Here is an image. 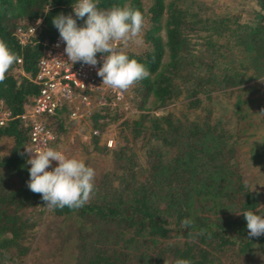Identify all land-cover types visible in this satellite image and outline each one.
I'll return each mask as SVG.
<instances>
[{
  "label": "trees",
  "instance_id": "16d2710c",
  "mask_svg": "<svg viewBox=\"0 0 264 264\" xmlns=\"http://www.w3.org/2000/svg\"><path fill=\"white\" fill-rule=\"evenodd\" d=\"M183 1L152 0L144 10L140 0H97L99 9L131 4L144 17L142 50H123L150 73L130 87V106L139 112L129 129L140 135L143 158L139 163L124 145L110 150L115 168L94 183L88 203L78 210L49 211L40 194L27 187L26 134L15 117L38 86L15 71L34 75L42 44L59 33L52 18L76 19V0H0V39L20 57L0 83V108L13 117L0 126V139L10 142L0 154V170L16 182L10 186L0 179V259L5 254L4 260L16 261L27 254L33 227L27 212L43 209L78 220L81 246L74 264H174L178 258L191 264H254L255 250L264 251V235L249 237L239 215L252 210L264 216V194L244 181L238 159L243 155L252 165L264 164L263 149L249 141L250 129L264 119L252 118L253 107L264 109V0H253L258 11L246 21L235 14L202 16L198 5L190 9ZM36 18L41 19L36 33L19 45L14 30ZM212 92L230 99L231 122L205 107ZM179 97L185 108L202 109L191 118L143 112L150 99L158 107ZM124 113L102 107L90 118L97 129L102 125L97 121L108 124ZM63 118L62 108L54 121L56 136ZM186 218L193 224L185 228ZM169 238L178 241L165 242Z\"/></svg>",
  "mask_w": 264,
  "mask_h": 264
},
{
  "label": "clouds",
  "instance_id": "9594fccd",
  "mask_svg": "<svg viewBox=\"0 0 264 264\" xmlns=\"http://www.w3.org/2000/svg\"><path fill=\"white\" fill-rule=\"evenodd\" d=\"M72 11L76 19L71 15L57 14L51 21L65 43L64 54L71 64L80 62L96 66L97 54H102L103 63L97 76L102 78L103 85L121 92L149 76L144 64L129 59L117 47L118 42L142 43L140 34L145 21L139 9L131 4L99 9L97 0H76L72 4ZM81 19L83 24L78 26L77 20ZM39 23L41 21H37ZM19 61L18 54L0 39V83L4 82L13 64ZM25 151L29 154L26 163L31 166L28 169L27 187L31 192L40 194L49 211L65 207L78 210L88 203L94 192L95 171L92 167L81 159L68 157L47 146ZM53 161L56 162L55 167H52ZM49 168L50 171L46 170ZM239 215H243L246 221L249 237L264 235V216L252 210L243 211ZM192 224L193 221L187 218L181 221V226L185 228ZM174 264H191V261L178 258Z\"/></svg>",
  "mask_w": 264,
  "mask_h": 264
},
{
  "label": "rangeland",
  "instance_id": "374dc122",
  "mask_svg": "<svg viewBox=\"0 0 264 264\" xmlns=\"http://www.w3.org/2000/svg\"><path fill=\"white\" fill-rule=\"evenodd\" d=\"M152 0H140L143 9L145 10ZM165 2L167 0H164ZM185 6L190 9L196 5L200 7V15L202 16H222V15H237L240 20L246 21L253 17L254 12L258 11L253 0H184ZM140 40L141 34H140ZM119 49L124 51L139 52L143 48V43L136 44L133 42H120ZM248 84H251L249 82ZM127 93H131V89H127ZM212 99L205 102V107H208L214 114L222 115L225 120L231 122L233 110L230 107V99L221 92H212ZM150 99L143 110L144 113L159 116L167 113L174 117L187 115L189 118L196 116L200 109L193 110L184 107L183 97L167 102L165 105L156 106ZM255 108V109H254ZM253 107L254 113L252 118L258 120L264 117V109L261 111ZM139 111L131 108L128 112L125 111L124 117L108 124H102L97 129L90 117L85 119L70 120L63 118L61 127H58V136L51 148L63 152L68 157H75L83 160L87 166L92 167L95 171L94 183L98 182L103 172H111L114 170L112 152L118 146H127L135 153L136 160L141 163L143 151L140 148V135L132 136L130 122L137 117ZM126 123H122V120ZM55 121V120H54ZM57 128L54 122V129ZM253 136L249 141H255V146L260 145L263 149L264 163V119L262 124L259 123L256 127L250 129ZM97 135L95 140L91 139V133ZM111 140L110 146L106 143ZM10 147V142L6 138L0 139V154L6 153ZM240 148V152L244 150ZM244 152V151H243ZM239 163L243 179L251 189H255L264 194V164L263 167L252 165L247 161L246 156L240 155ZM56 162L53 161V167ZM1 181L10 186H15V178L0 170ZM46 210L29 211L30 220L33 222V227L28 238L27 254L16 261H6L5 254L0 259V264H74L76 256L80 254L81 243L77 236L79 233L78 220L69 216H52ZM90 223L92 220H89ZM178 241L174 238L166 239L165 242L172 243ZM254 264H264V251L254 252ZM236 264V263H234Z\"/></svg>",
  "mask_w": 264,
  "mask_h": 264
},
{
  "label": "built area",
  "instance_id": "2783aa9c",
  "mask_svg": "<svg viewBox=\"0 0 264 264\" xmlns=\"http://www.w3.org/2000/svg\"><path fill=\"white\" fill-rule=\"evenodd\" d=\"M37 21L41 19L36 18L28 26L14 30L13 34L19 45L26 44L36 33L40 25ZM119 44L120 42L117 47ZM64 48L65 43L58 33L52 41L42 44L32 77L24 75L19 68L15 71L38 86L36 94L23 103L21 113L15 116L25 130L24 150L35 151L54 144L57 139L54 120L62 108L66 112V118L70 120L88 118L102 107L117 108L124 112L131 109L132 94L127 93V90L121 92L103 85L102 78L97 76L103 63L102 54H97L96 66L80 62L71 64L64 54ZM16 64L19 65L20 61ZM12 118L6 109L0 108V126ZM110 143L111 140H108L106 146L109 147ZM46 170L50 171L51 168Z\"/></svg>",
  "mask_w": 264,
  "mask_h": 264
}]
</instances>
